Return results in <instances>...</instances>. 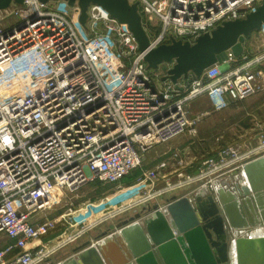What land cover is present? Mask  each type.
Masks as SVG:
<instances>
[{"label": "built area", "instance_id": "2783aa9c", "mask_svg": "<svg viewBox=\"0 0 264 264\" xmlns=\"http://www.w3.org/2000/svg\"><path fill=\"white\" fill-rule=\"evenodd\" d=\"M262 1L127 0L137 6L149 48L171 38L193 43ZM78 15L62 0H23L0 11V264H45L95 228V221L77 222L71 205L57 220L41 217L87 184L118 187L156 145L194 134L197 118L188 106L197 98L207 96L217 111L264 89V39L253 54L228 50L200 77L179 80L180 91L162 79L171 65L146 72L131 34L102 8L89 5L85 27L76 31ZM248 140L204 158L174 187L165 183L103 216L116 220L185 188L184 195L209 194L264 157V125Z\"/></svg>", "mask_w": 264, "mask_h": 264}, {"label": "water", "instance_id": "95a60500", "mask_svg": "<svg viewBox=\"0 0 264 264\" xmlns=\"http://www.w3.org/2000/svg\"><path fill=\"white\" fill-rule=\"evenodd\" d=\"M62 1L78 8L77 21L83 28L88 6L102 8L126 27L147 70L171 65L162 79L180 91L179 80L200 77L207 68L221 64L228 50L240 57L245 39L264 29L263 0L244 18L223 22L193 43L171 38L168 44L149 48L136 4ZM22 4L23 0H0V11ZM233 174L243 182L235 180L230 187L218 186L209 194L172 195L161 206L147 204L112 221L93 240L76 245L69 256L45 264H264V157L245 163L241 174Z\"/></svg>", "mask_w": 264, "mask_h": 264}, {"label": "rangeland", "instance_id": "374dc122", "mask_svg": "<svg viewBox=\"0 0 264 264\" xmlns=\"http://www.w3.org/2000/svg\"><path fill=\"white\" fill-rule=\"evenodd\" d=\"M67 13L72 14L73 12L71 10H68ZM7 24H8L7 22L4 23L5 26ZM74 26L76 31H78V29L80 28L83 29L80 25L79 26L76 25V23H74ZM115 49L117 48L115 47ZM146 72L151 74L153 73V70L146 69ZM212 112L214 111L211 110V108H209V110H205V112H201L198 115L197 114L191 115L193 119L197 118V120L194 123L195 133L194 134L186 133L180 136V138H178L177 140H174L173 142L177 141L181 145H185L189 143L190 145V141L194 140L192 145L193 147L189 146L190 150L188 151L183 150L182 153L179 152L176 155V159H174L171 168H168L167 165L161 162H154L149 158L146 157L144 158L145 156L144 155L140 167L132 171L131 172L132 174L130 173L128 176H125L122 179V182H120V185L118 187H115L113 185H100L99 183L87 184L78 191L68 194L67 198L60 204L59 207H57L53 211L47 212L41 217V219L46 218L50 220H57L61 215L67 213V209L71 205V208L73 210L76 209L75 211L72 212V216L75 218V220L77 222H82V221L85 222L93 217L98 218L104 213L106 214L108 212H112L113 211L112 207L120 205L121 202H119V200L123 196V194L117 192L120 191L123 187L128 186L129 188V194L127 196V199L140 198L139 199L140 202L143 198H146L147 196H151L149 194L151 191H158L164 188L165 183H168V185L171 188L174 187L176 185V182L180 180L182 176V175H179L177 177L175 176L177 174L174 173L175 170L173 171V169L175 167L176 168L178 167L176 163L180 164L181 166L179 167L180 170H186L184 176L187 177L191 175V173H189L190 172L189 168L191 170L198 168L199 164L204 158L211 157L212 155L214 156L215 153L220 148L226 145L227 141L222 140L223 139L222 131H220V127L218 125L220 115L215 113L213 114ZM261 115L264 117V112H261ZM235 139L232 138L227 140H229L228 142L231 144L239 142L238 140ZM173 142L169 143V146ZM165 146H168V144ZM173 157L175 156L173 155L167 156L165 161H168L170 158ZM161 164L163 165V167L159 168V165ZM144 175H146V178L144 177ZM190 190L191 188H185L184 190L177 192L174 195L176 196L184 195L190 193ZM172 193L173 191L171 192V195ZM164 196L165 195L159 198L151 199V201L148 200L147 204L157 203L158 205L161 206L164 204V199L167 198ZM138 209L140 210V208ZM138 209L136 210L138 211ZM132 211L133 209L129 210L126 214H131ZM112 214L109 213V215H106L105 217L102 216L99 219H97L95 221L96 223H94L96 227L93 228L88 233L84 234L82 237H80L78 241L93 240V238L99 232V229L106 228L114 220V218H116V216L110 217L112 216ZM104 219L105 221H103L102 224L98 226L97 222ZM56 235L57 233L52 235V237L50 238L52 239ZM65 235H67V233ZM71 251H72V244L65 247L64 250L59 251V253L56 256H54L51 261L53 262L59 261L62 258L69 256L71 254Z\"/></svg>", "mask_w": 264, "mask_h": 264}, {"label": "crops", "instance_id": "0c3cea01", "mask_svg": "<svg viewBox=\"0 0 264 264\" xmlns=\"http://www.w3.org/2000/svg\"><path fill=\"white\" fill-rule=\"evenodd\" d=\"M262 36H264V31L251 33L244 41L243 53L253 54L256 51L257 44L260 42L261 39L262 40L264 39V37ZM225 69H226L225 66L221 67V70H225ZM183 93L184 92L181 93V96L183 95ZM188 107H189L190 115L193 114L198 115L201 112H205V110H209V108L213 110V108L211 107L210 98H208L207 96H202L197 98L196 100L191 102ZM213 111H214L212 112L213 114L215 113L220 115L218 125L220 127V131H222V135H223L222 140L227 141L226 145H228L229 143L228 142L229 140L227 139H232V138L234 139L236 138L235 140H238L239 142H249L250 140H248V138L250 136L255 135L257 129L260 126L264 125V117L261 115V112H264V89L261 92L257 93L256 95L246 100L237 102L226 108L217 111L213 110ZM178 138L174 140H177ZM174 140L168 142L167 143L168 146H165L167 144L164 145L162 144V146L158 145L154 147L151 151L145 154L144 158L145 157L149 158L154 162H161L167 165L168 168H171L174 159H176V155L179 152L182 153L183 150L185 151L190 150L189 146L193 147L192 145L194 141V140L190 141V145L189 143L185 145H181L177 141L173 142ZM171 142L173 143L169 146V143ZM171 155L175 157L170 158L168 161H165L167 156H171ZM176 164L178 165V167L177 168L175 167L176 169L175 168L173 169V171L175 170L174 173L177 174L175 176L177 177L179 175H184L186 170H180L179 168L181 167L180 164L179 163ZM189 170H190L189 173L192 174L197 170V168L194 170H191L189 168ZM104 229H99V232L103 231ZM81 242H84V240H79L76 241L74 244H72V249Z\"/></svg>", "mask_w": 264, "mask_h": 264}, {"label": "bare ground", "instance_id": "6f19581e", "mask_svg": "<svg viewBox=\"0 0 264 264\" xmlns=\"http://www.w3.org/2000/svg\"><path fill=\"white\" fill-rule=\"evenodd\" d=\"M263 83H264V75H263ZM235 180H238L240 183H242L243 181L241 180V178H240V176L239 175H235L234 176V178H232V179H230V181H225V182H222L223 183V186L226 188V187H230L231 186V183L232 182H234ZM220 184L219 183H216V185H215V187H218ZM200 192H203V191H200ZM117 193H121V194H123V196L120 198V200H119V202H121V203H123L124 205L125 204H130L131 202H137L139 199H127V196H128V194H129V188H128V186L127 187H123L120 191H118ZM116 206H114V207H112V208H115ZM103 215H101V216H99L98 218H96V217H93V218H91V219H89V220H87V221H85L86 223H88V224H91V223H93L94 221H96L97 219H99L100 217H102ZM252 233H254V234H256L254 231L253 232H251V234ZM247 235H249L250 234V232H247L246 233ZM243 235H245V234H243ZM65 237V235L64 236H62V237H60V238H57V240L56 241H58L59 239H61V238H64ZM52 243H54L53 241L52 242H50V243H47V246H49V245H51ZM92 244L93 245H95L94 244V241L92 242Z\"/></svg>", "mask_w": 264, "mask_h": 264}, {"label": "trees", "instance_id": "16d2710c", "mask_svg": "<svg viewBox=\"0 0 264 264\" xmlns=\"http://www.w3.org/2000/svg\"><path fill=\"white\" fill-rule=\"evenodd\" d=\"M132 174V173H131ZM121 182H122V180H121ZM92 184H98L97 182H94V183H92Z\"/></svg>", "mask_w": 264, "mask_h": 264}]
</instances>
